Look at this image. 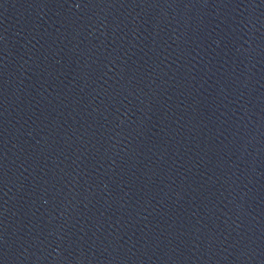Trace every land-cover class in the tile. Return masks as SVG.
<instances>
[{"label": "water", "instance_id": "obj_1", "mask_svg": "<svg viewBox=\"0 0 264 264\" xmlns=\"http://www.w3.org/2000/svg\"><path fill=\"white\" fill-rule=\"evenodd\" d=\"M0 264H264V0H0Z\"/></svg>", "mask_w": 264, "mask_h": 264}]
</instances>
